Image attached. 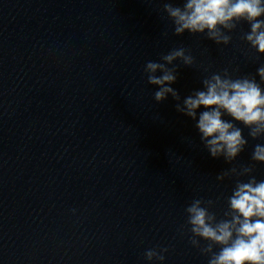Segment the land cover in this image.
<instances>
[{"label":"water","instance_id":"water-1","mask_svg":"<svg viewBox=\"0 0 264 264\" xmlns=\"http://www.w3.org/2000/svg\"><path fill=\"white\" fill-rule=\"evenodd\" d=\"M164 2L184 0H0V264H208L179 231L185 209L210 199L222 218L237 178L217 175L254 163L264 138L233 121L245 150L212 158L144 67L189 50L191 67L174 62L182 103L226 68L259 82L264 55L241 39L247 23L227 46L174 35ZM252 175L264 180V164ZM165 247L164 261L145 257Z\"/></svg>","mask_w":264,"mask_h":264},{"label":"clouds","instance_id":"clouds-1","mask_svg":"<svg viewBox=\"0 0 264 264\" xmlns=\"http://www.w3.org/2000/svg\"><path fill=\"white\" fill-rule=\"evenodd\" d=\"M163 11L172 22L174 35L206 34L216 45H229L230 33L247 23L250 31L241 39L258 55H264V0H184L183 7L164 2ZM160 59L162 62L148 61L144 67L148 84L158 86L155 101L162 102L171 95L178 102L176 110L196 121L201 142L212 158L223 157L231 164L245 150L248 139L233 121L243 124L251 139L264 138V64L257 69L259 82L255 76L234 79L226 68L205 77L203 89L181 103L178 91L171 87L177 80L174 62L191 67L195 59L183 47L172 49ZM201 108L204 110L198 112ZM251 160L254 163L233 166L217 175L220 182L237 178L222 218L210 211L215 204L210 199H193L185 209L186 225L179 231L182 235L190 233L191 245L208 257V264H264V180L257 181L252 175L256 163L264 164V144L254 146ZM244 176L249 177L247 182L239 179ZM201 240L206 244L201 245ZM167 252L166 247L153 248L145 252V257L164 261Z\"/></svg>","mask_w":264,"mask_h":264}]
</instances>
